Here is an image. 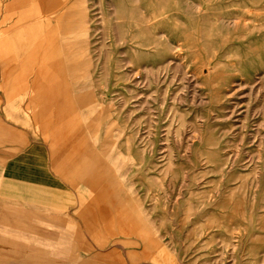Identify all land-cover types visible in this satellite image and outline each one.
<instances>
[{"label":"rangeland","instance_id":"obj_1","mask_svg":"<svg viewBox=\"0 0 264 264\" xmlns=\"http://www.w3.org/2000/svg\"><path fill=\"white\" fill-rule=\"evenodd\" d=\"M2 65L108 190L94 219L145 223L162 264H264V0H0Z\"/></svg>","mask_w":264,"mask_h":264},{"label":"crops","instance_id":"obj_2","mask_svg":"<svg viewBox=\"0 0 264 264\" xmlns=\"http://www.w3.org/2000/svg\"><path fill=\"white\" fill-rule=\"evenodd\" d=\"M26 13L30 19L24 25L29 26L31 12ZM25 37L16 41V53H34L33 44H23ZM33 61L31 55L21 67ZM15 80L22 83L23 78ZM9 101L8 94L0 92V264H162L160 254L152 253L148 233L135 231L136 223L146 229L145 223L94 219L99 208L89 204L95 194L108 190L97 188L94 177L89 186L85 158L68 144L58 147L57 155L48 122L27 119L26 99ZM37 111L36 120L47 116ZM109 198L117 208L114 196ZM123 229L128 235L121 234Z\"/></svg>","mask_w":264,"mask_h":264},{"label":"bare ground","instance_id":"obj_3","mask_svg":"<svg viewBox=\"0 0 264 264\" xmlns=\"http://www.w3.org/2000/svg\"><path fill=\"white\" fill-rule=\"evenodd\" d=\"M53 123H54V121H53ZM88 123H89V122H88ZM57 125H58V124H57ZM70 125H71V123H70ZM73 126H74V125H72V133H75L76 130H75V128H74ZM64 130H66V129H64ZM55 132L57 133L58 131H55ZM69 135H70V134H69ZM73 135H74V134H73ZM57 136H58V135H57ZM57 136H56V137H57ZM70 136H71V135H70ZM75 136H77V134H75ZM56 137H55L54 139H56ZM52 140H53V139H52ZM70 140H71V138H70ZM70 140H69V141H70ZM75 140H76V139H75ZM57 141H58V139H57ZM54 142H55V141H54ZM78 142H81L80 137H79V139H78ZM77 145H78V144H77ZM58 151H59V150H58ZM58 151H57V152H58ZM75 166H76V165H75ZM77 167H79V166H77ZM77 167H76V168H77Z\"/></svg>","mask_w":264,"mask_h":264}]
</instances>
